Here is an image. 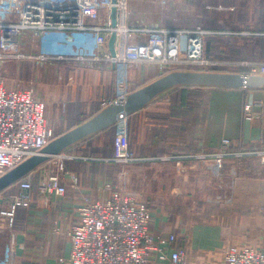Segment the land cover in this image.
<instances>
[{
  "label": "crops",
  "instance_id": "1",
  "mask_svg": "<svg viewBox=\"0 0 264 264\" xmlns=\"http://www.w3.org/2000/svg\"><path fill=\"white\" fill-rule=\"evenodd\" d=\"M127 1L125 23L131 28L175 29L200 23L194 20L195 7L188 4H180V15L187 17L179 25L176 13L167 12L165 0ZM104 15L102 10L101 17ZM204 24L209 30L204 39L205 51L213 48V37L215 41L228 39L231 44L245 43L250 48L248 56H238L241 61H264L263 23L257 28L230 29ZM146 38L143 32L131 34L134 42ZM19 50L35 61L32 64L36 70L30 79L34 92L31 91L45 103V118L57 137L98 115L101 102L118 93L121 78H125L130 95L165 75V69L155 62L137 63L119 73L104 61L76 58L95 52L93 36L79 31L47 30L37 35L23 32ZM37 54L50 57L40 59ZM247 68L239 66L236 71ZM24 75V70L18 68L14 77L4 76L7 88L17 87L13 85L22 83L19 78ZM262 85L247 89L215 84L171 85L142 101L129 114V149L142 158L195 156L216 151L225 138L231 142V151L264 147ZM247 102L253 103L250 119L244 117ZM113 137L111 125L68 147L71 157L66 159L61 173L66 187L63 194L40 193L37 175L34 177L30 203L15 210L12 227L17 247L13 264H57L58 258L68 257L67 231L76 223L77 208L83 199H107L110 187L124 179L128 192L143 200L149 209V233L155 240L174 234L176 241L167 254L181 249L183 264H222L223 248L228 245L250 246L264 253L261 155L229 156L221 163L189 157L182 158L180 165L173 159L122 165L111 160ZM16 191V184L0 191V209ZM4 221L0 216V226ZM5 239L0 233V260ZM147 264L172 262L154 256Z\"/></svg>",
  "mask_w": 264,
  "mask_h": 264
},
{
  "label": "built area",
  "instance_id": "2",
  "mask_svg": "<svg viewBox=\"0 0 264 264\" xmlns=\"http://www.w3.org/2000/svg\"><path fill=\"white\" fill-rule=\"evenodd\" d=\"M127 4V0H0V59L22 55L19 38L23 32L37 35L47 30L79 31L84 36H93L95 52L76 58L104 61L119 73L137 63L155 62L165 69V75L173 72H215L264 78V61L207 59L204 56V39L209 30L199 25L175 29L127 26ZM113 5L116 9L114 26L111 24ZM102 10L105 13L103 18ZM135 32L146 33V40L140 43L132 41L131 34ZM112 33L116 36L114 54L108 48ZM49 57L47 54L39 55L40 59ZM239 66L248 68L236 71ZM238 88L247 89L249 86L243 81ZM129 93L125 78H121L118 93L101 102L100 112L123 104ZM252 111L253 103H245L246 119L251 118ZM44 112L45 103L35 98L31 90L7 88L4 77L0 76V177L34 156H45L12 183L19 191L10 194L6 206L0 209V216L5 220L0 226V233L6 238L0 264H13L17 247L12 227L15 210L17 206L30 203L34 177L37 175V190L42 194L61 195L66 190L61 182V173L66 159L71 157L67 149L74 142L57 152L44 154L43 149L57 138ZM131 112L122 109L116 113L111 124L114 126L111 160L119 164L173 159L180 165L182 158L189 157L210 158L221 163L229 156L250 154L261 155L264 159V147H243L231 151V142L226 138L216 151L200 152L195 156H135L129 149L127 132ZM110 190L107 199H83L77 208L78 219L67 231L70 242L68 257L58 258L57 264H147L154 256L160 260L170 259L172 264H183L181 249L167 254L176 241L174 234L155 240L149 233V209L143 200L135 199L128 192L126 179L119 185L111 186ZM223 254L222 264H264V253L250 246L228 245L223 248Z\"/></svg>",
  "mask_w": 264,
  "mask_h": 264
},
{
  "label": "rangeland",
  "instance_id": "3",
  "mask_svg": "<svg viewBox=\"0 0 264 264\" xmlns=\"http://www.w3.org/2000/svg\"><path fill=\"white\" fill-rule=\"evenodd\" d=\"M180 4H188L191 7H195L196 14L194 20L200 22L198 24L193 23L191 26H186L188 28L199 25L205 30H208L203 26V22L205 26H211L217 29L257 28L260 27L262 23L264 24V0H165L164 6L167 7V12L171 14L176 13V17L179 18V25H182L184 24L182 22L187 16L183 14L180 15L182 11ZM213 42V48H210V50L207 49L205 51L204 47V56L214 61H241L243 59L238 58V56H248L250 51V48H248L245 43L231 44L228 39H217L215 41L214 37ZM19 52L22 55L0 59V76L9 78L14 77L18 68L19 70L23 69L25 75L23 78H19L22 83L18 82V85L15 84L13 86L22 89H32L33 91L34 87L30 84V79L33 77V73L36 70V66L33 67L32 64V62L35 61L27 59L28 56L21 51ZM39 55L41 54H37L38 57ZM35 85L36 84H34V86ZM180 173V175L185 174L182 172ZM4 243H6V239Z\"/></svg>",
  "mask_w": 264,
  "mask_h": 264
},
{
  "label": "water",
  "instance_id": "4",
  "mask_svg": "<svg viewBox=\"0 0 264 264\" xmlns=\"http://www.w3.org/2000/svg\"><path fill=\"white\" fill-rule=\"evenodd\" d=\"M115 2V0H112ZM111 24H116V9L111 7ZM115 34L112 33L108 40V48L111 54H114ZM249 87H256L259 84H264V78L249 76L242 77L239 74L215 73V72H173L162 76L153 83L141 88L140 90L130 94L123 104L114 105L104 111H101L91 120L78 126L77 128L57 137L51 144L43 149L44 154L54 153L64 148L71 143L83 138L89 133L95 132L98 129L110 126L114 121L116 113L122 109L134 111L141 102L151 97L155 93L175 84H215L228 87L238 88L243 84ZM44 155L34 156L7 174L0 177V191L11 185L22 176L24 173L32 169L36 164L44 159Z\"/></svg>",
  "mask_w": 264,
  "mask_h": 264
}]
</instances>
